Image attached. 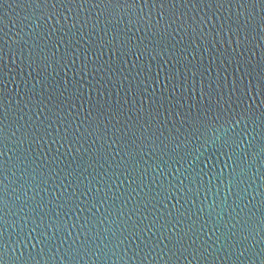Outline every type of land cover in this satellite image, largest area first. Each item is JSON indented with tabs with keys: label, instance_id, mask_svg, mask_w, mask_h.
Listing matches in <instances>:
<instances>
[{
	"label": "water",
	"instance_id": "water-1",
	"mask_svg": "<svg viewBox=\"0 0 264 264\" xmlns=\"http://www.w3.org/2000/svg\"><path fill=\"white\" fill-rule=\"evenodd\" d=\"M0 264H264V0H0Z\"/></svg>",
	"mask_w": 264,
	"mask_h": 264
}]
</instances>
